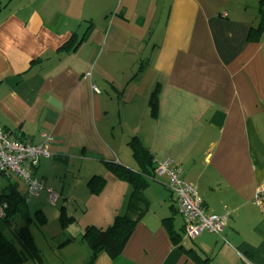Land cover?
Returning <instances> with one entry per match:
<instances>
[{"label":"crops","instance_id":"0c3cea01","mask_svg":"<svg viewBox=\"0 0 264 264\" xmlns=\"http://www.w3.org/2000/svg\"><path fill=\"white\" fill-rule=\"evenodd\" d=\"M0 2V126L37 145L51 134L36 199L67 202L63 213L72 205L84 218L72 215L77 236H59L64 264L90 260L86 227L105 230L126 214L131 186L108 164L139 171L133 140L155 165L181 167L207 215L227 216V226L176 245L171 233L183 234L185 221L168 177L156 176L146 189L150 209L122 255L100 253L94 264H198L196 255L212 264H264V209L253 203L264 180V29L255 34L264 0ZM74 33L79 47L62 50ZM61 165L65 177L76 175L67 195L55 172ZM95 177L106 180L99 194L90 187Z\"/></svg>","mask_w":264,"mask_h":264},{"label":"trees","instance_id":"16d2710c","mask_svg":"<svg viewBox=\"0 0 264 264\" xmlns=\"http://www.w3.org/2000/svg\"><path fill=\"white\" fill-rule=\"evenodd\" d=\"M263 29L264 24L259 29H255V34L260 35ZM77 36V33H74L71 39L62 47V50L70 51L77 49L80 45ZM258 39L256 37L254 40ZM150 103L154 109L153 114L155 115L158 104V90L152 95ZM130 146L133 149L134 156L141 165L139 171L135 172L121 165L108 164L114 177L131 186L132 193L128 210L126 214L117 216L114 224L105 230L93 226L85 228L81 241L86 243L92 250V256L86 264H94L100 253H106L112 259L120 257L134 233L136 225L150 209V202L146 197V189L149 186L150 179L155 180L157 176L155 171L158 165L154 164L153 157L137 140H133ZM36 172L34 176H36ZM4 177L10 178L6 175ZM105 184L106 180L104 178H93L90 182L92 193L99 194ZM0 191V201L8 205L7 216L5 219H0V221L5 223L13 236V239H10L8 236L0 234V264H25L29 261L35 263L42 262V253L35 242L31 230L34 219L28 211L30 201H27V197L19 191V183H12L10 181L9 185L4 188L2 187ZM35 215L39 222L46 224L47 218L42 211L36 212ZM17 217L20 218V222L14 221ZM66 217L62 215L61 223L63 225L73 222V218ZM185 231L186 226L183 229V234L171 233L176 245L182 243ZM74 240V238H69L66 243H71ZM195 259L198 264H212L209 258H202L196 255Z\"/></svg>","mask_w":264,"mask_h":264},{"label":"built area","instance_id":"2783aa9c","mask_svg":"<svg viewBox=\"0 0 264 264\" xmlns=\"http://www.w3.org/2000/svg\"><path fill=\"white\" fill-rule=\"evenodd\" d=\"M43 144H33L31 141H19L10 138L0 126V177L6 175L17 177L27 186V201L40 196L45 190L42 180L34 176L42 159H49L52 153L49 143L53 140L51 134H43ZM157 176H167L169 189L178 197L179 211L185 221V236L196 239L205 232L221 235L227 226V216L207 215L203 199L196 189L181 179L182 169L172 161H166L157 166ZM50 202L56 203L58 195L49 191ZM253 203L264 209V180L257 187ZM8 205L0 201V219L7 216Z\"/></svg>","mask_w":264,"mask_h":264},{"label":"rangeland","instance_id":"374dc122","mask_svg":"<svg viewBox=\"0 0 264 264\" xmlns=\"http://www.w3.org/2000/svg\"><path fill=\"white\" fill-rule=\"evenodd\" d=\"M6 4L7 2H5L2 6ZM67 167L68 166L66 165H61L60 167H57V170L55 171L61 174L62 176L60 177L59 182L62 181L67 186L68 192L65 195H67L70 192L69 187L71 188L74 187V183L76 181L75 174L74 175L70 174L68 177L67 176L65 177L64 173L66 172ZM10 181L12 183L13 182L19 183L20 192L22 194H25L27 187L17 177H12V178L10 177V179L6 177H1L0 178V190L2 187L9 185ZM0 194H1V191H0ZM42 201H43V195L40 199H35L28 204V211L30 212V214L32 215L34 219V223L31 226V230H32V233H33V236H34V239H35V242L38 248L42 251V259H43L42 264H64L65 259L63 257H58L60 255V253H58L60 249L57 248V241L64 240V238L59 237L60 234H62L64 230L71 231L70 232L71 235L77 236L78 226H76L75 222H70L67 225L64 224L65 225L64 226L61 223L60 219L62 218V215H64V217L67 216L66 218L68 217L72 218V215H75V214H77V216L81 220H83L84 218L82 217L81 212L77 211V207L76 206L73 207L72 205L69 206V210L71 209L69 213L67 212L63 213L62 212L63 206L67 208V205H66L67 202L65 203V205L64 203H60L59 205L57 204V206H53V204H49V202L47 203L46 201L45 202L44 201L42 202ZM43 209H44V212L47 218L46 224H42L41 222H39L35 215L36 212L42 211ZM124 214L125 212L122 215ZM14 221L20 222V218L17 217L15 218ZM0 225L4 227L3 234L8 236L10 239H13V236L11 232L9 231V229L6 227L5 223L3 221H0ZM72 228L74 231L70 230ZM64 235L67 236L68 234H64ZM25 264H29V263H25Z\"/></svg>","mask_w":264,"mask_h":264}]
</instances>
